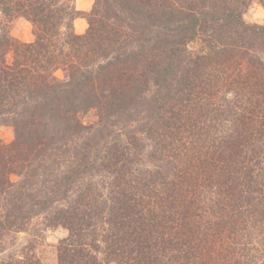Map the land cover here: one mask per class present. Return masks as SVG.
<instances>
[{"label":"trees","instance_id":"16d2710c","mask_svg":"<svg viewBox=\"0 0 264 264\" xmlns=\"http://www.w3.org/2000/svg\"><path fill=\"white\" fill-rule=\"evenodd\" d=\"M91 1L0 0V264H264V0Z\"/></svg>","mask_w":264,"mask_h":264},{"label":"rangeland","instance_id":"374dc122","mask_svg":"<svg viewBox=\"0 0 264 264\" xmlns=\"http://www.w3.org/2000/svg\"><path fill=\"white\" fill-rule=\"evenodd\" d=\"M74 8L81 12H87L92 6L91 0H69ZM244 21L249 24H256L264 26V9L258 4H253L248 12L243 17ZM87 28V24L84 19L78 18L74 21V31L76 34H83ZM9 33L10 36L17 39L23 43H29L32 41V28L31 25L22 20L18 19L13 21L9 25ZM196 48V44L192 43L188 45L189 50H194ZM57 78L62 77V73L57 71L55 73ZM12 140V131L7 127H0V141L8 144ZM39 218H35L32 220L29 228L33 227ZM66 231L58 228L54 231H48L44 234V239L42 244L36 250V254L41 258L43 264H55V253L54 246L60 239L66 236ZM16 241L19 243H24L26 234L19 233L16 236Z\"/></svg>","mask_w":264,"mask_h":264}]
</instances>
